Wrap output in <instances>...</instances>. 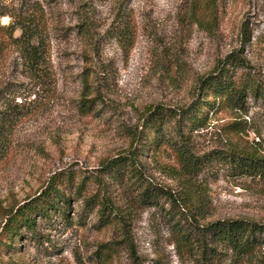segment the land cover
<instances>
[{"label":"rangeland","instance_id":"1","mask_svg":"<svg viewBox=\"0 0 264 264\" xmlns=\"http://www.w3.org/2000/svg\"><path fill=\"white\" fill-rule=\"evenodd\" d=\"M34 45L44 58L35 72L26 62ZM221 71L246 89V109L191 127L178 115L213 100L204 81ZM255 87L264 90V0H0V264H264V247L247 259L210 240L213 249H198V226L264 225ZM156 107L177 117L151 127ZM240 149L258 160L251 175L234 161ZM120 157L130 164L108 167ZM56 177L72 181L69 204L37 214L34 231L22 227L11 242L8 213L43 204Z\"/></svg>","mask_w":264,"mask_h":264},{"label":"trees","instance_id":"2","mask_svg":"<svg viewBox=\"0 0 264 264\" xmlns=\"http://www.w3.org/2000/svg\"><path fill=\"white\" fill-rule=\"evenodd\" d=\"M209 1V0H208ZM123 17H126L123 12L121 13ZM125 20V18H123ZM123 20V21H124ZM199 23L202 25L201 21ZM91 26L85 24L80 33L89 41L91 44ZM40 46H32L26 53L27 65L35 72L40 66L43 65V54L39 53ZM224 71H221L219 75L211 77L204 81V89L211 92L213 100H198L191 104L188 108L184 109L180 115L182 120H185L193 128H201L206 125L209 115H218L219 113L225 112L227 110H245L246 109V89L241 87L235 81L229 78V74L222 77ZM84 97L81 100V106L83 110L90 112L93 110V105L96 102L95 99H89L90 92L92 91V85L88 81V77L84 81ZM255 97L263 99L264 101V90L259 87H255L252 90ZM89 94V95H88ZM164 113L168 114L170 117H177L176 113L169 109H163L156 107L155 109H150L147 114V120L149 121L151 127H155V124L161 121L155 119L157 116L159 119H164ZM253 154L245 152L240 149L234 155V161L242 169L245 175H251L256 171L254 161L258 163V160H254ZM128 157H120L114 159L108 164V167H122L130 164ZM64 190H62V188ZM73 184L71 180H62L56 177L49 186L44 190L41 195L43 200L42 203H30L20 207L17 211L11 210L8 213V220L3 228V233L9 238L11 242L14 243L15 238L19 235L20 229L27 228L29 231H34V226L36 220L34 216L47 218L50 212H55L59 210L61 203L65 205L69 204L70 197H68L67 191L73 192ZM76 194H82L79 189H77ZM155 198L151 191L147 189L143 193V200H152ZM39 199V198H38ZM95 203V199H86V207H90ZM108 208V206H105ZM101 209L100 221L104 227L111 226L113 224V213L107 212V209ZM109 211V209H108ZM200 234L198 236V249H204V254L208 249H213L210 247L208 241L210 240L215 246L223 245L226 249H231L240 258H257L260 249L264 247V225L258 222L245 220V219H228L221 220L214 223H210L206 226L197 227ZM181 232V231H180ZM181 244L185 247H192L191 244L194 243V239L186 233L181 232ZM264 255V254H263Z\"/></svg>","mask_w":264,"mask_h":264}]
</instances>
